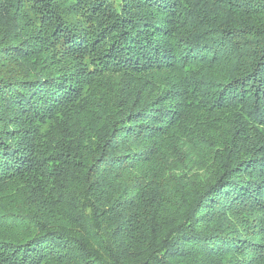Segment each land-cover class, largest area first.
<instances>
[{
	"label": "trees",
	"instance_id": "1",
	"mask_svg": "<svg viewBox=\"0 0 264 264\" xmlns=\"http://www.w3.org/2000/svg\"><path fill=\"white\" fill-rule=\"evenodd\" d=\"M0 264H264V0H0Z\"/></svg>",
	"mask_w": 264,
	"mask_h": 264
}]
</instances>
